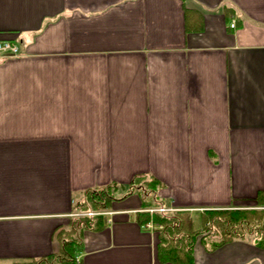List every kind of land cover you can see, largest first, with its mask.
<instances>
[{"label": "crops", "instance_id": "obj_1", "mask_svg": "<svg viewBox=\"0 0 264 264\" xmlns=\"http://www.w3.org/2000/svg\"><path fill=\"white\" fill-rule=\"evenodd\" d=\"M1 40L20 54L0 59V264L56 252L78 189L136 173L164 182L171 208L257 205L264 0H0ZM96 140L119 142L115 171L94 167ZM142 211L138 194L114 201L78 262L178 264L158 259L161 226ZM192 264H264V247L208 251L199 236Z\"/></svg>", "mask_w": 264, "mask_h": 264}, {"label": "trees", "instance_id": "obj_2", "mask_svg": "<svg viewBox=\"0 0 264 264\" xmlns=\"http://www.w3.org/2000/svg\"><path fill=\"white\" fill-rule=\"evenodd\" d=\"M199 13L188 11L187 28H199ZM164 182L148 173H136L127 183L111 181L83 191L81 198L73 205L75 213L67 227L56 229L58 250L50 255L35 258L25 264H80L78 254L84 250L85 230H100L106 226L104 212L112 208L114 201L138 194L142 201V212L138 214L140 224L153 222L158 229L157 256L161 262L192 264L194 246L199 236L208 251L234 240H250L264 247V209L226 208L208 209L195 215L189 210L153 211L149 209L166 207L159 191ZM257 205H264V190L256 197ZM94 213V214H89ZM141 217L143 219H141Z\"/></svg>", "mask_w": 264, "mask_h": 264}, {"label": "rangeland", "instance_id": "obj_3", "mask_svg": "<svg viewBox=\"0 0 264 264\" xmlns=\"http://www.w3.org/2000/svg\"><path fill=\"white\" fill-rule=\"evenodd\" d=\"M118 143L119 142L117 141L109 142V141H103V140H96V141L91 142L90 150L94 151V155L96 156V160H94V164H93L94 167H96L97 169H100V167L104 166L105 168H109L110 171L112 169L115 171L118 168V165L116 163H118L119 161V158L117 157ZM123 143L124 142H121V144ZM111 147H112L113 153L111 152V155H110L109 148ZM102 153L107 155V157H104V161L97 160L99 159L97 156ZM111 159H113L112 163H111ZM81 189L82 188L76 191V194H78L79 196H81V193H83ZM191 212L193 215H195L198 211H191ZM195 221L196 223H198L197 214L195 215Z\"/></svg>", "mask_w": 264, "mask_h": 264}, {"label": "built area", "instance_id": "obj_4", "mask_svg": "<svg viewBox=\"0 0 264 264\" xmlns=\"http://www.w3.org/2000/svg\"><path fill=\"white\" fill-rule=\"evenodd\" d=\"M235 24L232 23L231 26L233 27ZM20 54V49L17 43L12 41H0V59L6 58V57H16ZM264 208V207H263ZM156 210L159 211H167L168 208L160 207ZM151 227V225H149Z\"/></svg>", "mask_w": 264, "mask_h": 264}]
</instances>
